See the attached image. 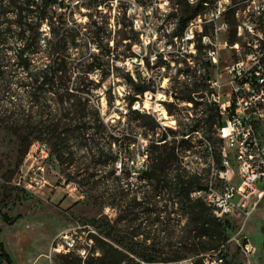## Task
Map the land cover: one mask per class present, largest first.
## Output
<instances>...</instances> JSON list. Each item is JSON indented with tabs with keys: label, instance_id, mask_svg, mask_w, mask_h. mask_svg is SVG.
<instances>
[{
	"label": "trees",
	"instance_id": "16d2710c",
	"mask_svg": "<svg viewBox=\"0 0 264 264\" xmlns=\"http://www.w3.org/2000/svg\"><path fill=\"white\" fill-rule=\"evenodd\" d=\"M169 1L170 11L161 20L160 27L163 28L167 20L173 40L176 35L184 34L193 19L205 13L208 0ZM110 2L113 1L0 0V122L16 133L26 147L34 141L43 142L49 147V157L58 163L77 164L78 168L84 164V178L96 179L94 183H98L100 177L103 182L108 177L98 171L111 167L112 172L116 161L131 154L127 133L131 129V117L136 114L133 119L137 127L143 129V134H148L149 129L151 134L148 135L152 137L147 148L148 165L141 174L146 184L140 186V189L146 186L148 189L138 190L139 196L135 193L130 199L133 191L128 190L130 171L123 168L120 172L124 175L116 177L119 190L111 194V205L118 211L117 217L114 220L92 218L90 221L100 234L95 236L94 247L85 259L75 253L63 255L62 264H181L188 258H192L194 264H204L202 254L226 246L235 224L231 217H216L203 200L191 198L192 189L203 183L197 175L201 173L180 168L176 152L179 146L188 147L189 137L177 141V131L169 129L174 139L169 142L154 114L131 108L149 85L135 82L129 69L117 62L132 58L136 54L132 46L136 42L142 44V40L126 8L114 16L100 11L99 6H110ZM250 3V0H232L218 14L233 28L231 43L241 40L237 35L240 22L235 12ZM82 5L89 8L84 13L85 20L75 17L76 8ZM246 16L254 23V34L250 38L257 39L258 46L264 48V37L258 35V30H264L263 13L251 7ZM206 32L203 29L198 33L199 39ZM196 45L198 49L203 46L199 42ZM41 49L44 61L38 62ZM18 69L25 74L14 80ZM97 71L100 77L95 80L92 74ZM114 74H121L127 84L133 83L136 94H140L125 96L128 119L126 127L118 129L120 136L109 132L100 104L92 102L95 90ZM138 76L141 78V74ZM13 81L22 88L20 95L11 94ZM104 92L110 107L115 99L111 85L105 87ZM212 93L213 89L211 96ZM178 99L183 102L192 97L182 92ZM204 105L193 120L196 128L201 122L206 125V140L212 146L216 165L215 156L218 162L221 158L217 143L222 142L218 137L224 121L216 102ZM168 110L174 113L172 108ZM164 140L167 141L162 142ZM94 183H91L92 188ZM3 218L11 222L6 214ZM134 223L135 231H132ZM262 231L264 233V225ZM151 232L155 237L150 243L133 239L137 233ZM0 256L11 264L12 258L3 242H0ZM224 264L231 263L224 259Z\"/></svg>",
	"mask_w": 264,
	"mask_h": 264
},
{
	"label": "rangeland",
	"instance_id": "374dc122",
	"mask_svg": "<svg viewBox=\"0 0 264 264\" xmlns=\"http://www.w3.org/2000/svg\"><path fill=\"white\" fill-rule=\"evenodd\" d=\"M112 1L110 2V6L108 4L99 6L100 11L114 16L122 13L123 8H126L127 15H131L133 19L138 18L140 26L137 25V29L140 30V39L143 41L142 44L136 42L132 46V51L136 53L132 59L126 58L124 61H118L117 63L126 66L131 74H135V82L140 81L141 83L149 85V88L142 95L138 96L134 90L133 83L127 84L124 82L121 74H114L108 77L103 82V85L95 90L92 102L94 104H100L101 114L109 124L108 130L109 132L111 130L116 136H120L118 129L126 127L128 119L125 116L127 109L126 95H131V97L137 95L141 108H149L158 117L161 114L166 115L162 109V105L171 107L174 113L167 112V117H162L160 121L163 124H167L169 126L167 128L176 130L177 136L183 134L187 129L188 119L192 117L188 111L190 106L175 96L172 97L173 103H171V92L169 90L166 92L164 89L168 87V89L178 91L180 94L182 92L188 93L191 87L195 89L201 88L200 97L202 101L198 102H202V104L196 105V113L200 107H205L204 104L212 100V88L209 81H203L204 68H193V81L201 82H194L192 86H189L190 84L187 83L186 72L190 68V60L192 61L194 59L196 64L203 65L205 63V60H207V50L210 47L217 51L219 71L222 70L223 74V68L227 63L239 57H246L251 48L258 49L261 53L263 52L264 60V50H260L256 42L257 39L254 42L250 38L254 32L249 29V25L253 26L254 23L249 21L246 16L249 8L253 7L257 9L263 0H250L251 3L247 4L245 9H237L235 15L240 22L237 27V35L241 40L233 43L229 40L233 33V28L221 18V15L218 16L232 0H208L205 13L190 22L189 26L195 33L193 44L190 40L186 41L178 38L174 46L170 49H166L165 46L167 42L172 40L170 37L171 24L166 20L164 27H160L161 20L170 11L169 0L168 3L165 0ZM88 10L89 8L86 5L76 8L75 17L80 20H85L87 15L84 13ZM42 28L47 30L45 25ZM203 29H206L207 32L202 34L201 39H199L198 33ZM258 33H260V30ZM203 35H207V38H204ZM198 42L203 45L201 49L197 48L196 43ZM41 48H44V45ZM190 49L196 50V53L191 57H189V53H192ZM42 50L38 52V62L44 61ZM155 51H158V63L164 61L165 56L169 59L168 68L171 67L172 71L169 74H165L167 75L165 79L164 70L151 64L150 60L155 59L153 56ZM143 55L146 56L144 64L139 62ZM174 59L182 61V65L179 66L178 62L176 65H173L172 61ZM181 66L186 68L183 74L179 69ZM24 74L23 70H16L14 80ZM140 74L141 78L138 76ZM92 77L98 80L100 73L98 71L94 72ZM110 85L115 94V99L114 103L108 107L104 88ZM12 88L14 92H11V94L14 96L20 95L19 93L22 92V88L15 81L12 82ZM131 108L134 109L133 104ZM107 109H109L108 112ZM137 110L144 113L141 109ZM135 116L136 114H133L131 117V129L127 133L130 137L132 154L135 152L142 153L143 146L146 144L148 146L152 138L148 135L151 134L149 129H147L148 134H143V129L137 127V121L133 119ZM203 125L205 124L203 123ZM256 127L258 132L264 137V120L259 122ZM215 129L217 135L216 125ZM206 138H208L207 134H196L195 139H187V148L179 146L176 149L179 158L178 165L184 169L185 167H182V160H187L188 163L186 165L192 167L190 163L191 156L184 153V150L189 149L195 151V145L199 144L200 150H203L201 165L197 170L188 171L192 173L200 172L201 174L197 175L201 176L203 183H206L211 177V165L212 169L221 168V158L218 162L215 156L216 165L214 162V154L212 161L210 160V154L213 153V150ZM218 138L221 139L220 136ZM172 140L174 139H169L168 141L170 142ZM210 141L212 142L211 139ZM215 141L217 140L215 139ZM38 143L40 142L34 141L30 146L26 147L21 144L16 133L10 130L3 122H0V242L4 243L6 251L11 256V264H62L63 255L56 254L52 258L49 257L51 243L58 233L73 227L77 223L94 225L90 221L92 218L114 220L118 214V211L111 205L113 200L111 194L114 190H119L116 177L118 175L123 176V172L117 171L116 169L111 172V167L103 168L98 171L99 174H107L108 177H106L104 182L101 181L100 177V181L94 183L96 179L87 180L84 178V164H81L80 168H78L77 164L68 166L67 164L58 163L56 159L51 157L42 162V158L38 157ZM115 147L116 145H113V148ZM217 147H220L221 150L222 142L220 143L218 141ZM128 156L122 159V168H125V171L131 172L126 164V160L129 158ZM40 163L45 167V175L49 179L50 184L42 189H37L38 191L35 192L25 190L18 184L21 175L31 170L30 168L32 166L35 168ZM127 180L128 184H130L128 190H133L129 195L130 199L135 193L139 196L138 190L148 189L147 186L140 189L143 181H145L141 177V174H139V180H133L130 177ZM92 182L94 183L93 188ZM233 183L237 187L238 179L236 178ZM103 190H107V192L105 193ZM235 201H237V198H235ZM4 214L7 215L11 222L4 220ZM242 219L243 214L240 211L233 215L232 221L235 224V228L230 232L231 237L240 230ZM263 225L264 198L260 200L258 207L251 213L240 231V234L247 236L254 244L256 248L254 253L250 259L246 258L236 242L231 240L226 244L224 259L231 264H264ZM131 226L132 231H135V223ZM137 234L133 238L134 240L146 241L147 243H150L152 238L155 237L153 232L149 234ZM146 236L150 239H147ZM175 239L176 236L174 237ZM89 253L90 251H87V256ZM0 264L9 263L4 257L0 256Z\"/></svg>",
	"mask_w": 264,
	"mask_h": 264
},
{
	"label": "built area",
	"instance_id": "2783aa9c",
	"mask_svg": "<svg viewBox=\"0 0 264 264\" xmlns=\"http://www.w3.org/2000/svg\"><path fill=\"white\" fill-rule=\"evenodd\" d=\"M165 2L168 3V0H165ZM257 10L264 14V0L260 3ZM133 20L136 28L137 25L140 26L138 18ZM249 29L254 32L252 25H249ZM258 35L263 38L264 30H260ZM194 36L195 33L189 26L183 35H176V38L167 42L165 47L166 49L173 47L178 38L186 41L190 40L193 44ZM203 37L207 38V35H203ZM259 48L264 50V48ZM190 51L192 53H189V57L196 53L194 49H190ZM157 52L155 51L153 55L155 59L150 60L151 64L155 67H160L165 72V63H169V59L165 56V60L158 63ZM139 62L144 64L145 59L142 57ZM177 62L179 66L183 63L174 59L172 64L176 65ZM190 62L192 64L189 63L190 68L186 72L187 83L192 86L194 82H201L193 81V68H204L203 81L211 83L216 96V105L224 121V124L221 125L223 126L222 148L220 151L221 168L212 169L211 165V178L201 186L192 189L190 196L192 199L203 200L211 208L213 214L221 219L232 218L238 211L242 212L241 228L229 241L234 240L242 254L250 259L256 248L247 236L240 234V231L251 213L258 207L260 200L264 198V137L258 132L256 127L259 122L264 120L263 52L261 53L258 49L251 48L246 57H239L227 63L223 68L224 74L222 70L219 71L217 51L212 47L207 50V60H205L203 65L196 64L194 59L190 60ZM179 69L182 74L186 71V68L182 66ZM132 75L136 78L134 73ZM166 76L164 73V79ZM162 85L164 86V84ZM200 89L191 87L188 93L192 99L183 101L190 106L188 111L192 117L188 119L187 129L183 134L177 136L178 140L182 137H189V140H192L196 138V134H205L206 126L203 125V122L196 128L193 120L196 116V105L198 101H202ZM169 91L171 92V103H173V96L178 99L182 94L173 89H169ZM133 108L141 109L156 116L149 108H146L147 110L141 108L138 99H135ZM162 109L167 115V112H169L168 105L167 107L162 105ZM156 117L162 129L168 135L167 140L172 139V135L169 132L170 128H167L168 125L160 121L162 117L165 118L167 116L161 114ZM146 145L143 146L142 153L135 152L132 154L131 152L126 160V164L131 170L129 177L133 180H139V174H142L147 168L148 146ZM37 152L39 153L38 157L42 158V162L49 158V147L46 143H38ZM202 152L203 150H200L199 144L195 145V151L185 149L184 153L191 156L190 163L192 167L186 165L188 163L187 160H182V167L187 170H197L201 165ZM122 165V160L116 161L115 169L121 171L123 169ZM30 169L27 173L21 175L19 179L18 184L22 188L35 192L38 191L37 189H42L50 184L49 179L45 175V167L41 163L35 168L32 166ZM236 178L238 179L237 187L233 183ZM143 184H146V181H143ZM235 198H237V201H235ZM95 236H99V232L94 225L77 223L54 237L50 246L49 257L52 258L56 254L68 255L77 253L82 259H85L86 251H90L95 245ZM225 248L226 246L222 245L218 250L202 254L203 263L222 264L224 262L223 252ZM180 263L194 264L192 258L184 259Z\"/></svg>",
	"mask_w": 264,
	"mask_h": 264
},
{
	"label": "bare ground",
	"instance_id": "6f19581e",
	"mask_svg": "<svg viewBox=\"0 0 264 264\" xmlns=\"http://www.w3.org/2000/svg\"><path fill=\"white\" fill-rule=\"evenodd\" d=\"M209 84H210V86H211V83L209 82ZM212 87V86H211ZM213 89V88H212ZM212 100H210V101H214V102H216V96H215V94L214 93H212ZM165 112V111H164ZM164 115V114H163ZM164 116H167V115H164ZM219 135L222 137V135H223V126L220 128V132H219ZM212 159H213V155H212V153L210 154V160L212 161ZM211 178V177H210ZM87 256V251H86V253H85V257Z\"/></svg>",
	"mask_w": 264,
	"mask_h": 264
},
{
	"label": "flooded vegetation",
	"instance_id": "af4514ba",
	"mask_svg": "<svg viewBox=\"0 0 264 264\" xmlns=\"http://www.w3.org/2000/svg\"><path fill=\"white\" fill-rule=\"evenodd\" d=\"M165 64H166V65H165V68H164V69H165V72H164V73H165V74H166V73H170L171 68H168L169 63L166 62ZM168 90H169V89H165V91H168ZM168 108H171V107L168 106Z\"/></svg>",
	"mask_w": 264,
	"mask_h": 264
}]
</instances>
